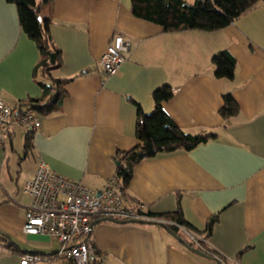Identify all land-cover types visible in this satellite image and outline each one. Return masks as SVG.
Masks as SVG:
<instances>
[{
  "label": "crops",
  "instance_id": "crops-1",
  "mask_svg": "<svg viewBox=\"0 0 264 264\" xmlns=\"http://www.w3.org/2000/svg\"><path fill=\"white\" fill-rule=\"evenodd\" d=\"M41 14L63 56L52 75L73 79L62 86L61 109L40 113L30 153L28 131L23 134L17 124L10 139L0 143V233L17 247L11 250L0 240V264H20L22 254L50 255L59 248L49 235L23 230L33 202L24 187L38 158L87 189L103 191L117 175V151L140 143L138 105L150 113L153 91L166 84L174 96L163 105L178 125L188 133L217 136L189 151L144 160L132 179L120 182L153 215L175 214L181 204L187 223L222 258L193 253L159 223L102 221L92 231L102 264H264V4L210 32H166L134 16L132 0H48ZM117 34L131 48L119 72L107 75L98 61ZM222 50L236 59L233 80L214 75L211 60ZM39 58L36 41L21 28L16 4L0 0V97L9 105L42 95L37 81L43 79L34 76ZM226 92L240 105V113L228 121L219 113ZM217 213L213 230L204 232Z\"/></svg>",
  "mask_w": 264,
  "mask_h": 264
},
{
  "label": "trees",
  "instance_id": "trees-1",
  "mask_svg": "<svg viewBox=\"0 0 264 264\" xmlns=\"http://www.w3.org/2000/svg\"><path fill=\"white\" fill-rule=\"evenodd\" d=\"M7 1L16 4L21 28L30 38L36 41L40 52L34 76L41 75L43 79L37 81L43 89L42 95L38 98L21 100L19 105L21 107H33L39 114L51 111L55 107L60 110L66 96L62 86L73 78L58 79L52 75L53 71L62 65L63 56L61 49L56 47L52 35L47 30V20L41 14L42 2L48 0L39 2L36 0ZM260 4H264V0H197L193 2L187 0H132V13L137 18L160 25L166 32L185 30L210 32L223 29ZM211 62L214 66V75L217 78L228 80L235 78L237 63L235 57L228 50H222L213 55ZM173 96L174 88L169 84L162 85L153 91L154 108L150 113H146L138 105L136 136L140 143L132 149L127 151L118 150L116 153L117 175L124 182L132 179L135 166L144 160L162 152L189 151L217 136L215 132L192 134L184 131L163 105L164 101L170 100ZM219 113L225 121L240 113V105L232 93H223V104ZM33 134V131H28L26 134L25 150L28 153L34 148ZM181 208V204H179L175 214L165 216L146 213L154 217L171 219L203 234L187 223ZM218 220V213L212 215L208 219L204 232L210 233ZM165 225L184 237L192 246L197 247L192 241L183 236L176 226L172 224ZM0 240L5 247L16 250L15 243L10 240L8 235L0 233ZM205 246L208 251L204 252L210 257L222 258L207 244Z\"/></svg>",
  "mask_w": 264,
  "mask_h": 264
},
{
  "label": "built area",
  "instance_id": "built-area-1",
  "mask_svg": "<svg viewBox=\"0 0 264 264\" xmlns=\"http://www.w3.org/2000/svg\"><path fill=\"white\" fill-rule=\"evenodd\" d=\"M130 48L129 41L122 35H115L102 53L99 66L107 75L117 74ZM15 124L34 132L41 127L40 114L33 107L11 106L0 97L1 144L10 139ZM24 189L33 197L32 206L26 213L24 232L47 234L58 240L59 248L50 255L35 252L22 254L20 264L56 259L73 264H102L103 255L92 240V223L101 218L172 224L199 249L208 251L203 234L171 219L148 215L142 203H137L126 194L118 175L110 178L98 195L82 183L52 171L47 162L39 157L36 173L26 182Z\"/></svg>",
  "mask_w": 264,
  "mask_h": 264
},
{
  "label": "water",
  "instance_id": "water-1",
  "mask_svg": "<svg viewBox=\"0 0 264 264\" xmlns=\"http://www.w3.org/2000/svg\"><path fill=\"white\" fill-rule=\"evenodd\" d=\"M97 194L99 195L100 192H98ZM102 221H114V222H120V223H126V222H134V223H159L161 225L166 226L164 223H161V222H153V221H146V220H129V221H123V220H117V219H113V218H101V219H97V220L93 221L92 226H94L98 222H102ZM168 230L170 231V233L172 235H174L179 241H181L193 253H196V254L201 255V256H204V257H210L207 253H205L201 249H199V248H197L195 246H192L185 239H183L181 236H179L175 231H173V230H171L169 228H168ZM218 263L219 264H222L221 261H219Z\"/></svg>",
  "mask_w": 264,
  "mask_h": 264
},
{
  "label": "rangeland",
  "instance_id": "rangeland-1",
  "mask_svg": "<svg viewBox=\"0 0 264 264\" xmlns=\"http://www.w3.org/2000/svg\"><path fill=\"white\" fill-rule=\"evenodd\" d=\"M20 129L22 130L23 134L27 133V129H25L24 127L20 126ZM56 261H57L56 263L58 264H67L63 259H56Z\"/></svg>",
  "mask_w": 264,
  "mask_h": 264
},
{
  "label": "clouds",
  "instance_id": "clouds-1",
  "mask_svg": "<svg viewBox=\"0 0 264 264\" xmlns=\"http://www.w3.org/2000/svg\"><path fill=\"white\" fill-rule=\"evenodd\" d=\"M165 224V223H164Z\"/></svg>",
  "mask_w": 264,
  "mask_h": 264
}]
</instances>
